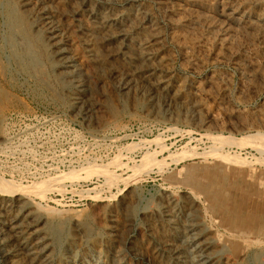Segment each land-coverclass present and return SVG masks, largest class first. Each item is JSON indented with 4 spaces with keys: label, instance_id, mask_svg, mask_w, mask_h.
<instances>
[{
    "label": "rangeland",
    "instance_id": "obj_1",
    "mask_svg": "<svg viewBox=\"0 0 264 264\" xmlns=\"http://www.w3.org/2000/svg\"><path fill=\"white\" fill-rule=\"evenodd\" d=\"M1 1L32 36L16 0ZM146 4L169 66L170 111L156 117L132 86L118 95L107 70L131 63L106 58L84 15L70 17L64 2L52 0L93 113L73 114L33 34L38 77L13 69L0 76V193L28 195L46 227L58 228L60 253L74 242V225L93 236L115 225L114 239L129 234L128 247L142 254L125 249L124 263L149 264L145 225L163 233L155 214L170 198L200 226L213 257L264 264V29L254 18L264 16V0ZM226 8L235 18L221 15ZM89 33L95 57L80 40ZM145 209L148 218L137 214Z\"/></svg>",
    "mask_w": 264,
    "mask_h": 264
},
{
    "label": "bare ground",
    "instance_id": "obj_2",
    "mask_svg": "<svg viewBox=\"0 0 264 264\" xmlns=\"http://www.w3.org/2000/svg\"><path fill=\"white\" fill-rule=\"evenodd\" d=\"M51 1L16 0V6L29 19L30 31L36 37L41 35L52 74L62 83L64 97L69 101L73 114L90 118L94 104L89 98V86L69 53L65 33L50 9ZM61 1L70 17L78 18L82 14L88 20L97 42L105 47L106 58L131 63L130 68H125V65L119 69L108 68L107 76L114 91L125 95V90L132 86L156 117L160 110L170 111L173 101L170 92L173 91H169L166 80L169 66L158 55L157 24L146 6L147 1L157 0ZM235 11L226 8L221 15L227 20L233 19ZM17 17L9 3L7 5L0 0V76L5 77L13 69L16 75L22 71L26 73L24 76L32 79L34 74L38 77L43 63L34 49L33 34L31 36L21 26ZM254 18L255 23L264 29V16L258 14ZM80 40L89 54L95 57L91 33ZM10 189L0 193V264H125L123 252L129 248V234L116 240L115 225L108 226L106 233L95 236L74 225V242L60 253L57 248L58 228L56 232L54 226L47 228L46 220L36 215L31 198ZM169 199L162 202L155 214L163 226V233L157 235L152 225H145L147 238L152 242V261L149 264H223L221 258L216 259L210 254V243L196 221L189 219V212L183 213L174 200ZM147 213L145 209L137 214L147 217ZM136 220L133 219L132 223ZM129 249L135 255H142L139 249Z\"/></svg>",
    "mask_w": 264,
    "mask_h": 264
}]
</instances>
